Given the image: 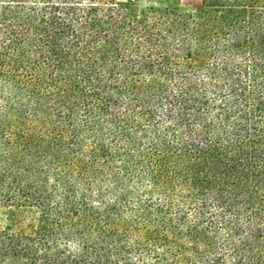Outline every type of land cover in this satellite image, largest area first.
I'll list each match as a JSON object with an SVG mask.
<instances>
[{
	"label": "trees",
	"instance_id": "obj_1",
	"mask_svg": "<svg viewBox=\"0 0 264 264\" xmlns=\"http://www.w3.org/2000/svg\"><path fill=\"white\" fill-rule=\"evenodd\" d=\"M0 0V264H264V0Z\"/></svg>",
	"mask_w": 264,
	"mask_h": 264
},
{
	"label": "rangeland",
	"instance_id": "obj_2",
	"mask_svg": "<svg viewBox=\"0 0 264 264\" xmlns=\"http://www.w3.org/2000/svg\"><path fill=\"white\" fill-rule=\"evenodd\" d=\"M147 5L154 7H164L171 5L169 0H149L146 1ZM179 11L184 14H194L202 8L200 0H178Z\"/></svg>",
	"mask_w": 264,
	"mask_h": 264
}]
</instances>
